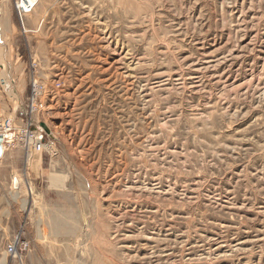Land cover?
Listing matches in <instances>:
<instances>
[{"label": "rangeland", "instance_id": "374dc122", "mask_svg": "<svg viewBox=\"0 0 264 264\" xmlns=\"http://www.w3.org/2000/svg\"><path fill=\"white\" fill-rule=\"evenodd\" d=\"M32 62L49 146L0 159V264H264V0H0L17 129Z\"/></svg>", "mask_w": 264, "mask_h": 264}, {"label": "built area", "instance_id": "2783aa9c", "mask_svg": "<svg viewBox=\"0 0 264 264\" xmlns=\"http://www.w3.org/2000/svg\"><path fill=\"white\" fill-rule=\"evenodd\" d=\"M32 7L33 6L25 8L23 6L24 12H30ZM30 72L31 86L26 114L30 117L31 123L17 129L12 118H4V116L0 115V135L4 138L1 143L3 153L4 148L7 152L11 148L21 147L25 153L26 160L31 154H41L49 146L47 141L49 135L43 128L40 127V120L37 121L38 115L45 108L43 98L46 93V86L37 76L36 62L31 63ZM3 83H5V80H3ZM57 86H61V83H58ZM14 127L16 132H12ZM15 250V245H11L9 247L10 252H14Z\"/></svg>", "mask_w": 264, "mask_h": 264}, {"label": "water", "instance_id": "95a60500", "mask_svg": "<svg viewBox=\"0 0 264 264\" xmlns=\"http://www.w3.org/2000/svg\"><path fill=\"white\" fill-rule=\"evenodd\" d=\"M3 136L2 135H0V157L3 155V151H2V145H1V143L3 142Z\"/></svg>", "mask_w": 264, "mask_h": 264}, {"label": "bare ground", "instance_id": "6f19581e", "mask_svg": "<svg viewBox=\"0 0 264 264\" xmlns=\"http://www.w3.org/2000/svg\"><path fill=\"white\" fill-rule=\"evenodd\" d=\"M27 7H31V5H30V4H27ZM27 7H26V8H27ZM32 8H33V7H32ZM17 9H18V7H17ZM31 10H32V9H31ZM25 11H26V10H25ZM5 152H6V149L4 148V153H3V155L5 154ZM3 155H2V156H3ZM2 156H1V157H2ZM1 157H0V159H1ZM16 180H17V179H16Z\"/></svg>", "mask_w": 264, "mask_h": 264}]
</instances>
